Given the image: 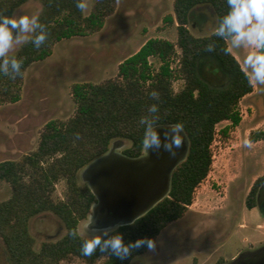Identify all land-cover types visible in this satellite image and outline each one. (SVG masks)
<instances>
[{"label": "trees", "instance_id": "1", "mask_svg": "<svg viewBox=\"0 0 264 264\" xmlns=\"http://www.w3.org/2000/svg\"><path fill=\"white\" fill-rule=\"evenodd\" d=\"M38 1L42 6L38 19L44 25L47 38L39 48L30 39L15 54L6 55L9 61L15 58L22 64L20 74L12 71L10 63L7 74L0 67V107L21 100L26 70L52 56L56 44L100 32L117 0H97L89 15L77 7L84 0ZM28 2L0 0V15L14 17ZM173 6L174 15L168 16L165 22L177 25L176 44L161 38L149 39L120 64L117 79L102 84L73 85L74 116L67 121L48 122L40 134L38 148L22 161L0 163V182L9 183L13 190L11 198L0 203V241L10 264H61L71 258L90 264L102 258H105L103 264H131L146 254L150 250L147 245L133 249L125 259L99 249L91 256L82 254V244L90 239L80 235L79 225L92 214L96 197L87 185L79 184L77 176L88 164L108 153L117 141L130 144L124 155L142 156L145 132L156 126L182 124L190 141L187 159L173 172L169 197L132 225L100 237L104 240L120 234L125 243L140 238L156 243L171 223L188 213L198 189L212 171L217 138L231 140L243 120L239 105L253 94L255 87L229 49L228 40L233 36L217 34L229 11L227 0H175ZM203 7L214 10L216 27L209 35L197 36L190 26L194 11ZM258 54H264V49L259 48ZM151 58L160 61L158 69L153 67ZM3 59L0 57V66ZM206 60L218 64L228 76L227 85L214 87L206 81L201 74ZM180 79L185 85L176 92L173 83ZM153 92L158 95L153 96ZM225 121L230 124L217 131V125ZM249 140L264 141V130L251 134ZM63 179L67 182L68 194L64 200H56L55 186ZM262 184L264 177L252 187L247 200L249 209L257 207ZM45 213L61 221L65 235L36 249L29 224Z\"/></svg>", "mask_w": 264, "mask_h": 264}, {"label": "rangeland", "instance_id": "2", "mask_svg": "<svg viewBox=\"0 0 264 264\" xmlns=\"http://www.w3.org/2000/svg\"><path fill=\"white\" fill-rule=\"evenodd\" d=\"M96 1L84 0L85 15L93 11ZM174 1L117 0L100 32L63 40L54 46L52 56L30 66L23 77L21 100L0 107V163L22 161L38 148L40 134L48 122L67 121L74 116L73 85L102 84L117 79L120 64L149 39L161 38L176 44L177 25L165 22L168 16L174 15ZM41 10L38 0H29L14 17H38ZM215 27L216 15L211 7L194 11L190 30L195 35H209ZM15 35L16 30H13ZM22 44H14L6 55L15 54ZM229 45L250 75L252 68L245 60L249 55L258 54V47L246 41L236 44L234 40H230ZM177 51L180 54V50ZM150 62L155 69L159 68L158 59L151 58ZM176 66L177 63L173 64L174 68ZM201 74L214 87H223L229 81L218 64L211 60L203 62ZM253 84L257 93L240 103L243 120L236 133L231 140L217 138L212 171L198 189L188 213L171 223L154 247L131 264H225L240 252L264 244V216L258 208L247 207L252 187L264 177V141L252 143L249 140L251 134L264 130V84ZM184 85L182 79L173 83L176 92ZM229 124L221 122L216 129L220 131ZM122 143L120 153L130 146L128 142ZM81 173L77 176L79 184L88 186ZM12 194L11 185L0 182V203L9 200ZM67 194V182L60 180L53 196L56 200H64ZM89 218L80 223V235L85 239L104 235L88 227ZM29 228L36 249L44 242L57 241L65 235L61 221L50 213L33 218ZM104 261L102 258L93 264ZM0 264H10L1 241ZM61 264L90 263L71 258Z\"/></svg>", "mask_w": 264, "mask_h": 264}, {"label": "water", "instance_id": "3", "mask_svg": "<svg viewBox=\"0 0 264 264\" xmlns=\"http://www.w3.org/2000/svg\"><path fill=\"white\" fill-rule=\"evenodd\" d=\"M151 131L158 137V147L144 148L142 156L131 158L118 152L123 143L117 141L108 153L82 170V180L96 197L89 222L111 223L108 228L100 225L99 230H91L104 233L107 229L110 233L132 225L169 197L173 172L187 159L190 141L175 125H160ZM177 135L180 146L174 144Z\"/></svg>", "mask_w": 264, "mask_h": 264}, {"label": "clouds", "instance_id": "4", "mask_svg": "<svg viewBox=\"0 0 264 264\" xmlns=\"http://www.w3.org/2000/svg\"><path fill=\"white\" fill-rule=\"evenodd\" d=\"M227 3L229 11L223 18L217 34L233 36L236 44L246 41L264 49V0H227ZM77 7L83 10L85 4L78 2ZM37 29L40 31L34 38L28 35ZM13 30H16L15 37L13 36ZM46 38L44 25L39 22L36 15H22L18 18L0 15V57H4L0 67H2L3 72L7 74L10 63L12 71L20 74L22 61L15 58L9 61L6 57V54L14 44H21L31 39L32 43L39 48ZM245 64L252 68L249 81L264 84V54L249 55L245 60ZM152 95L156 96L158 94L153 92ZM152 110L155 111V107ZM176 128L182 129L183 125L177 124ZM181 143V138L177 135L174 139V144L180 146ZM143 145L146 149L158 147L159 140L156 133L148 129L143 138ZM104 235H108L107 229L104 231ZM144 245L151 249L154 247L155 242L152 239L140 238L135 242L125 243L123 236L120 234L104 240L100 236H96L82 244L81 252L84 256H91L99 249L101 252H110L120 259H125L131 255L133 249Z\"/></svg>", "mask_w": 264, "mask_h": 264}, {"label": "flooded vegetation", "instance_id": "5", "mask_svg": "<svg viewBox=\"0 0 264 264\" xmlns=\"http://www.w3.org/2000/svg\"><path fill=\"white\" fill-rule=\"evenodd\" d=\"M264 216V184L260 186L257 194V207ZM225 264H264V244L256 249H249L240 252L229 263Z\"/></svg>", "mask_w": 264, "mask_h": 264}, {"label": "bare ground", "instance_id": "6", "mask_svg": "<svg viewBox=\"0 0 264 264\" xmlns=\"http://www.w3.org/2000/svg\"><path fill=\"white\" fill-rule=\"evenodd\" d=\"M95 222H96V221L91 220V221L89 222V228H92V229H94V230H99V229H100V225H101L103 228H108L109 226H111V223H104V224H99V223H97V224H99V225H97Z\"/></svg>", "mask_w": 264, "mask_h": 264}, {"label": "crops", "instance_id": "7", "mask_svg": "<svg viewBox=\"0 0 264 264\" xmlns=\"http://www.w3.org/2000/svg\"><path fill=\"white\" fill-rule=\"evenodd\" d=\"M230 40H234V39H230ZM230 40H228V46H229V49H230V51H231V53L237 58V60L239 61V63L241 64V66H242V68L246 71V69H245V67L243 66V64H242V62L240 61V59L238 58V56L232 51V49H231V47H230V45H229V42H230ZM148 41V40H147ZM259 51V48H257V52ZM138 52V51H137ZM136 53V52H135ZM133 55V54H132ZM131 56V55H130ZM246 73L248 74V72L246 71ZM254 87H255V90H254V92H253V94H251V95H249L248 97H251V96H253V95H255L256 93H257V88H256V86L254 85ZM247 98V97H246Z\"/></svg>", "mask_w": 264, "mask_h": 264}]
</instances>
